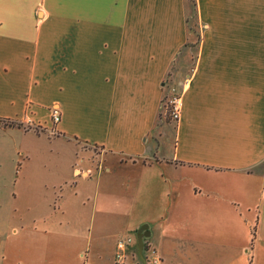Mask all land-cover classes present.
<instances>
[{"label": "crops", "instance_id": "1", "mask_svg": "<svg viewBox=\"0 0 264 264\" xmlns=\"http://www.w3.org/2000/svg\"><path fill=\"white\" fill-rule=\"evenodd\" d=\"M190 1L0 0V118L19 124L0 125V157L30 162L31 134L63 141L70 166L50 153L41 186L80 196L87 157L100 155L102 169L156 166L171 220L192 230L170 238L162 264H264V0ZM195 7L202 50L181 59L195 64L183 74L174 67ZM168 78L185 86L182 115L154 140ZM87 201L0 208V264H67V254L82 264Z\"/></svg>", "mask_w": 264, "mask_h": 264}, {"label": "rangeland", "instance_id": "2", "mask_svg": "<svg viewBox=\"0 0 264 264\" xmlns=\"http://www.w3.org/2000/svg\"><path fill=\"white\" fill-rule=\"evenodd\" d=\"M190 2V8H194ZM188 28L191 41L180 50L178 58H198L202 50V24L200 22L196 7L188 17ZM174 67L175 72H191L195 70V64H188L183 60ZM164 88L167 89L162 101L160 121L151 134L155 140L161 139V133L165 135V123L173 122L171 100L174 96H181L184 101L185 86H179L166 79ZM162 131V132H161ZM48 135V134H47ZM37 137L28 135L22 141L27 152L32 155L30 162H24L25 156L0 157V208L9 206L8 203H29L57 199L60 195L64 200H88V218L83 226L86 231L83 235V248L91 247V251L84 252L82 264H122L117 257L119 252L117 243L121 240L130 239L127 248L126 264H143L142 253L155 249L157 254L164 257V263H171L167 251L170 249V238L191 232L186 225L176 224L173 220L174 210L172 196L169 193L170 183L162 182L160 171L156 166H125L110 161L100 168V155L94 158L87 157L84 165L92 168V177L82 181L81 188H65L61 194L60 190L49 191L41 186V183L50 178L55 169V159L50 153L61 154V169L68 170L70 166V151L63 141L52 143L49 136ZM169 140L173 137L168 129ZM98 153V149H95ZM51 160L48 167H44L47 157ZM50 170V171H49ZM87 194V196H86ZM16 199V200H15ZM88 223V224H87ZM87 225V227H86ZM148 225L152 233L150 238L143 239V249L140 251L138 242V230ZM200 227V228H199ZM202 227V228H201ZM93 228V229H92ZM214 228H204L203 225H195V231L212 232ZM90 230H93L90 232ZM91 235V236H90ZM92 237V238H91ZM115 248V249H114ZM97 251L100 254H95ZM114 255V256H112ZM70 255L67 254V264H70ZM77 258V259H76ZM73 258V264H79L78 256Z\"/></svg>", "mask_w": 264, "mask_h": 264}, {"label": "built area", "instance_id": "3", "mask_svg": "<svg viewBox=\"0 0 264 264\" xmlns=\"http://www.w3.org/2000/svg\"><path fill=\"white\" fill-rule=\"evenodd\" d=\"M172 104V118L174 121L178 122L182 115L183 109V100L181 96H174V98L170 101ZM51 118L55 125L60 123L61 121V113L57 108H53L51 111ZM131 240H121L117 243V248L119 250L117 257L123 262L122 264H126V255L127 248L130 244ZM144 251V250H142ZM143 264H162L163 259L160 255L157 254L156 250L153 249L151 252H147L146 256L142 253Z\"/></svg>", "mask_w": 264, "mask_h": 264}, {"label": "water", "instance_id": "4", "mask_svg": "<svg viewBox=\"0 0 264 264\" xmlns=\"http://www.w3.org/2000/svg\"><path fill=\"white\" fill-rule=\"evenodd\" d=\"M150 231H149V227L148 225H144L143 227H141L139 230H138V234H137V237H138V242H139V247H140V251H142L143 249V239L144 238H147V237H150Z\"/></svg>", "mask_w": 264, "mask_h": 264}, {"label": "trees", "instance_id": "5", "mask_svg": "<svg viewBox=\"0 0 264 264\" xmlns=\"http://www.w3.org/2000/svg\"><path fill=\"white\" fill-rule=\"evenodd\" d=\"M1 124H4L6 126H16V125L18 126L19 125L17 123L9 122V121H6V120L0 118V125ZM253 235H255L254 230H253Z\"/></svg>", "mask_w": 264, "mask_h": 264}]
</instances>
